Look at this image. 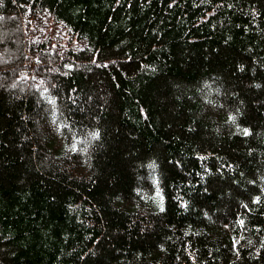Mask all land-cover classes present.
<instances>
[{"label":"trees","instance_id":"obj_1","mask_svg":"<svg viewBox=\"0 0 264 264\" xmlns=\"http://www.w3.org/2000/svg\"><path fill=\"white\" fill-rule=\"evenodd\" d=\"M0 51V264H264V0H0Z\"/></svg>","mask_w":264,"mask_h":264},{"label":"rangeland","instance_id":"obj_2","mask_svg":"<svg viewBox=\"0 0 264 264\" xmlns=\"http://www.w3.org/2000/svg\"><path fill=\"white\" fill-rule=\"evenodd\" d=\"M40 20H38L35 17H32L27 21L24 20L22 23H19L21 36L23 38V49L27 51L26 45L28 44L29 38L30 36L35 35L37 41H44L46 38V41H49L51 47L58 49V52H62L61 49V47L63 46L62 38L68 40L71 36H69L68 33L60 25L54 24L51 19L43 21L44 17H40ZM49 33H51V35L49 37H46ZM61 34L63 35L62 38H61ZM24 38H26L25 41ZM54 42H56L57 44H55ZM6 52L0 51V58L3 57L2 53H6ZM8 54L9 53H6V55ZM51 56L54 59L58 58V55L54 56L51 54Z\"/></svg>","mask_w":264,"mask_h":264}]
</instances>
